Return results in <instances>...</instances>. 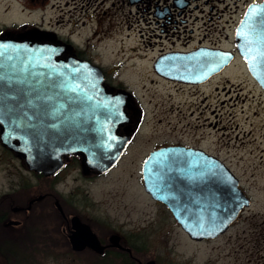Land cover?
Returning <instances> with one entry per match:
<instances>
[{
  "label": "flooded vegetation",
  "instance_id": "af4514ba",
  "mask_svg": "<svg viewBox=\"0 0 264 264\" xmlns=\"http://www.w3.org/2000/svg\"><path fill=\"white\" fill-rule=\"evenodd\" d=\"M137 1L148 14H142L143 20L153 25L146 27V32L150 28V36L157 38L159 45L149 56L137 55L143 68L141 86L151 88L152 96L153 89L160 87L169 102L145 100L139 95L127 80V63L122 71L120 64L104 65L80 48L99 41V10L107 0H0V37L35 36L39 42L66 46L61 58L74 56L100 68L106 89L115 93L117 100L112 102L113 113L106 114L117 116L116 137L126 140L120 157L106 170L86 166L81 155L69 153L62 155V165L57 170L43 174L28 169L0 139L1 264H7L9 258L25 264H49V261L83 264V255L89 256L85 264H147L151 260L157 264L154 258L143 256L141 231L128 232L127 227L117 230L108 218L94 216L90 210L95 202L91 186L106 181L120 166L126 171L127 156H134L138 148L133 145L138 140L148 143L136 165L142 193L173 221L177 222L169 207L153 198L143 186V162L156 148H180L161 151L157 158V167L167 171V178L177 172L182 185L189 189L179 195L178 201L206 203L203 199L208 189L219 184L222 187L227 184L229 173L232 175L230 179L236 181L249 205L241 208L229 226L252 204L249 188L264 190V131L254 137L253 122L248 115L242 121L251 126L247 130L240 129V123L233 120L237 106L243 114L244 106L247 108L252 101H264V90L249 72L246 57L237 52L234 42L236 25L246 8L261 0L245 2L233 29L232 47L206 40L205 31L214 23L210 21L213 3L209 12L199 5L200 0H128V3ZM201 2L206 5L208 0ZM114 5L112 1L110 6ZM196 12L209 13V23ZM102 14L107 18L110 13L105 9ZM198 19L205 31L192 41L195 28L189 24ZM87 26L89 30L83 35ZM139 72L137 69L136 73ZM247 84L250 88L245 89ZM234 130L238 132L231 136ZM250 136L252 139L247 140L250 149L229 151V138L240 142L231 147L243 148L244 138ZM219 235L193 240H210ZM71 236H76V246Z\"/></svg>",
  "mask_w": 264,
  "mask_h": 264
},
{
  "label": "water",
  "instance_id": "95a60500",
  "mask_svg": "<svg viewBox=\"0 0 264 264\" xmlns=\"http://www.w3.org/2000/svg\"><path fill=\"white\" fill-rule=\"evenodd\" d=\"M262 9L264 0L248 5L236 25L234 42L264 90V57L260 55L264 26L256 17ZM66 49L31 35L0 37V139L38 173L54 172L62 165V155L69 153L81 155L86 166L106 170L126 146V140L115 134L117 116L106 114L113 113L115 93L106 89L97 66L74 56L61 58ZM178 149L164 146L149 153L142 165L144 189L169 207L189 238L215 237L249 205V199L229 173L227 184L206 190V203L178 201L189 189L177 172L169 179L167 171L157 167L161 151ZM71 239L76 246V236Z\"/></svg>",
  "mask_w": 264,
  "mask_h": 264
},
{
  "label": "rangeland",
  "instance_id": "374dc122",
  "mask_svg": "<svg viewBox=\"0 0 264 264\" xmlns=\"http://www.w3.org/2000/svg\"><path fill=\"white\" fill-rule=\"evenodd\" d=\"M112 1L115 2L114 6H110ZM201 1H199V5L208 10L207 12L210 11L209 6L212 3L215 4V7H212V19L210 20L214 23L209 31L203 30L201 19L189 24L195 28L192 41H196L205 31L208 34L207 41L232 47L234 26L239 21L244 4L248 0H208L206 5ZM138 2L128 3L127 0V2L120 3L118 0H107L104 3L105 6L101 5L99 10L101 13L99 14V41L94 45L80 46V48L85 53L96 56V59H99V62L104 65L120 64L122 71L127 63V80L132 82L139 95L144 96L145 100L169 102L164 90H161L160 87L156 90L153 89L156 95L155 99V95L152 96L151 88L146 85L141 86L143 68L140 67L142 63L137 55L147 54L149 56L157 51L159 45H157L158 39L150 36L152 33L149 31L150 28L146 32V27L151 24H146L143 20L142 14L145 16L148 14ZM105 9L110 13L107 18H103L105 16L102 14ZM205 13L196 12L197 15H204V20L209 23L210 14ZM92 26H95L94 22H92ZM140 29L143 30L140 31ZM88 30L89 26L84 29L83 35ZM156 40L154 45L145 46L148 42ZM181 40H183L182 37ZM137 69L140 71L139 73H136ZM145 87L146 89H144ZM247 88H250L249 84L245 89ZM253 93L258 97L256 89L253 90ZM174 101L177 99L175 98ZM244 108L246 112L243 114L239 111L238 106L234 108V122L240 123V129L243 127L244 130H247L251 126L247 122L242 124V121L248 115L249 121L253 122V136L261 134L264 131V101L262 99L252 101L247 108L245 106ZM254 111H257L255 116ZM230 130L229 128V132ZM237 132V130L232 131L231 136ZM241 136L242 133L239 131V139ZM229 139V151L239 153L251 147L247 140L252 139V136L244 138L243 148L231 147L232 144L240 142ZM135 145L138 149H135L133 157L127 156L126 171L122 170L120 166L116 171H112L106 181L91 186V197L95 202L90 206V210L94 216L108 218L117 230L120 227H127L128 232L141 231L145 245L143 256L154 258L157 264H264V190L262 188L257 190L249 188V193L253 198L252 204L218 237L194 241L176 221L166 217L165 213L162 215L158 206L148 201L142 193L136 165L148 149V143L138 140L133 146ZM88 257L83 255V264L89 261ZM0 260L2 263L3 259ZM48 263L53 264L50 261ZM7 264L25 263L20 262L17 258H9Z\"/></svg>",
  "mask_w": 264,
  "mask_h": 264
},
{
  "label": "snow or ice",
  "instance_id": "6c2138e0",
  "mask_svg": "<svg viewBox=\"0 0 264 264\" xmlns=\"http://www.w3.org/2000/svg\"><path fill=\"white\" fill-rule=\"evenodd\" d=\"M256 17H259V25L264 26V9H262L260 13H256ZM256 17L253 18V29L258 26L256 22ZM260 55L261 57H264V52H261Z\"/></svg>",
  "mask_w": 264,
  "mask_h": 264
}]
</instances>
